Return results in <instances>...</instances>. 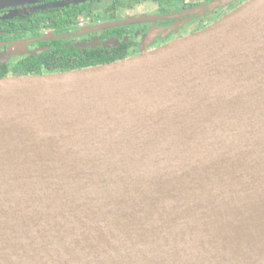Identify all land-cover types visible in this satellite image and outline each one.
<instances>
[{"label":"water","instance_id":"obj_1","mask_svg":"<svg viewBox=\"0 0 264 264\" xmlns=\"http://www.w3.org/2000/svg\"><path fill=\"white\" fill-rule=\"evenodd\" d=\"M0 264H264V0L136 58L0 79Z\"/></svg>","mask_w":264,"mask_h":264},{"label":"flooded vegetation","instance_id":"obj_2","mask_svg":"<svg viewBox=\"0 0 264 264\" xmlns=\"http://www.w3.org/2000/svg\"><path fill=\"white\" fill-rule=\"evenodd\" d=\"M167 1L44 0L0 10V54H16L0 66L13 75L23 60H41L56 50L123 49L120 60L136 58L211 27L249 0Z\"/></svg>","mask_w":264,"mask_h":264},{"label":"trees","instance_id":"obj_3","mask_svg":"<svg viewBox=\"0 0 264 264\" xmlns=\"http://www.w3.org/2000/svg\"><path fill=\"white\" fill-rule=\"evenodd\" d=\"M167 3V0H158ZM37 18V17H36ZM31 26H39L38 23H29ZM59 28H62L59 26ZM124 56L123 49L77 51L66 53L61 50L50 51L41 60H23L15 66L13 75L9 74L6 66H0V79L9 76H34L43 75L45 70L49 73L68 72L111 64L121 61Z\"/></svg>","mask_w":264,"mask_h":264},{"label":"rangeland","instance_id":"obj_4","mask_svg":"<svg viewBox=\"0 0 264 264\" xmlns=\"http://www.w3.org/2000/svg\"><path fill=\"white\" fill-rule=\"evenodd\" d=\"M99 18H104V15L100 13ZM96 20L99 21L98 18H96Z\"/></svg>","mask_w":264,"mask_h":264}]
</instances>
